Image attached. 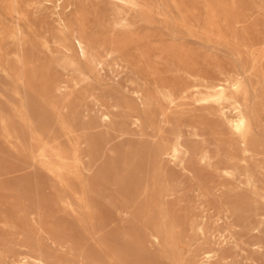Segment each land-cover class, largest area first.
<instances>
[{
  "label": "rangeland",
  "instance_id": "obj_1",
  "mask_svg": "<svg viewBox=\"0 0 264 264\" xmlns=\"http://www.w3.org/2000/svg\"><path fill=\"white\" fill-rule=\"evenodd\" d=\"M0 264H264V0H0Z\"/></svg>",
  "mask_w": 264,
  "mask_h": 264
},
{
  "label": "bare ground",
  "instance_id": "obj_2",
  "mask_svg": "<svg viewBox=\"0 0 264 264\" xmlns=\"http://www.w3.org/2000/svg\"><path fill=\"white\" fill-rule=\"evenodd\" d=\"M236 127H237L238 131H240L243 134H245V132H246V124H245V122L243 120H239L237 122V124H236ZM204 258H205L206 261H209L212 258V256H211L210 253H205Z\"/></svg>",
  "mask_w": 264,
  "mask_h": 264
}]
</instances>
